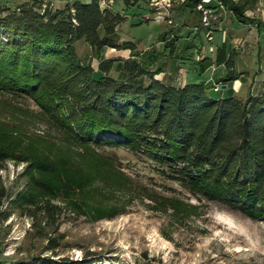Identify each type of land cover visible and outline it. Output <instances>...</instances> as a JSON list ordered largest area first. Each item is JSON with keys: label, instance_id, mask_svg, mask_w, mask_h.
I'll return each instance as SVG.
<instances>
[{"label": "rangeland", "instance_id": "obj_1", "mask_svg": "<svg viewBox=\"0 0 264 264\" xmlns=\"http://www.w3.org/2000/svg\"><path fill=\"white\" fill-rule=\"evenodd\" d=\"M26 1L32 0L0 3L15 8ZM67 1L43 2L44 7L62 8ZM109 7L125 16L117 29L121 41H135L141 50H164V32L176 39L174 53L166 50L161 60L165 74L157 77L180 82L177 54L199 59L202 48L216 45L225 46L241 67L260 60L264 65L262 48L241 53L238 39L250 33L256 44L259 33L264 42V0L246 12L249 23L240 22L227 5L218 7L212 40L201 28L197 8L182 6V0H143L129 8L118 1ZM76 47L82 61L97 70L100 59L91 46L81 40ZM129 56L130 50L106 48L102 53V58L118 59L111 71L116 78L124 77L121 59ZM189 63L193 66V60ZM237 82L229 80L228 87L246 96L244 89L235 88ZM210 88L214 95L222 91L220 83ZM0 149L9 155L0 169V186L9 195L3 210L11 213L7 219L0 215V264L38 255L89 256L102 264H264V220L191 192L147 155L126 147L76 145L51 126L31 97L0 92ZM28 160L50 165L52 171L42 176L51 191L37 192L34 204L11 205L10 199L26 188ZM44 201L55 207L53 214L41 208Z\"/></svg>", "mask_w": 264, "mask_h": 264}, {"label": "trees", "instance_id": "obj_2", "mask_svg": "<svg viewBox=\"0 0 264 264\" xmlns=\"http://www.w3.org/2000/svg\"><path fill=\"white\" fill-rule=\"evenodd\" d=\"M44 0L0 3V92L31 97L51 126L76 145L126 147L167 167L165 174L195 194L220 202L254 219L264 220V90L214 95L202 82L175 85L158 78L165 72L166 50L174 53L175 38L161 35L164 50H141L132 40H120L125 16L109 2L126 7L143 0H68L62 8L44 7ZM202 0H184L196 9ZM240 22L261 0H222ZM86 41L98 69L84 63L77 43ZM106 48L130 50L122 61L124 77L111 75L118 59L102 58ZM236 80L231 56L224 59ZM8 153L0 149V169ZM26 188L11 205L34 204L36 193H49L43 174L52 171L41 160H28ZM41 174V176H39ZM8 192L0 186V215ZM53 214L55 207H42ZM16 264H102L90 260L38 255Z\"/></svg>", "mask_w": 264, "mask_h": 264}, {"label": "crops", "instance_id": "obj_3", "mask_svg": "<svg viewBox=\"0 0 264 264\" xmlns=\"http://www.w3.org/2000/svg\"><path fill=\"white\" fill-rule=\"evenodd\" d=\"M145 15H143V17H145ZM142 21L143 20H141L140 22ZM250 32L254 34H252L253 36H255L254 29ZM242 35L244 36L242 37ZM256 35L258 36V39H256V44L255 42L253 43L250 33L241 34V36L238 37V39L240 38L239 40H241L242 46L244 48L242 49L241 53L246 54L247 52V54H252L255 51L256 46L258 47L259 52L261 48L264 52V42H261L260 40L261 35H259V33H257ZM202 51L204 55H202L199 59H193V57L177 54L179 55V72L182 74V76L180 77V82L176 81V77H171L168 81L175 85L182 86L186 85L187 83H198L202 81L206 82L211 87L213 84L220 83L222 86V91L219 93L220 96L229 95L230 93L239 94L237 93V91H235V89L229 88L227 82L223 81V79H225L228 74V68L226 67L224 62V59H227L230 56V53L229 51H227V48H225V46L216 45L214 48L211 49L202 48ZM191 60H193V66L189 65V61ZM198 60H200V62ZM233 61L235 62V72L237 71L236 73H239V78L236 79L238 81V84L235 86V88L240 90L244 89V94L246 95L250 93L249 91L254 94H258L264 90V65L261 63V60L259 64L256 63V65H253L252 62H250V64L247 65L245 63V65H242V67L239 66V62L237 60L233 59ZM214 69L215 71H213ZM161 73L165 74V72ZM253 76L255 78H253ZM182 81L184 82L182 83ZM223 85L226 86L223 87Z\"/></svg>", "mask_w": 264, "mask_h": 264}, {"label": "built area", "instance_id": "obj_4", "mask_svg": "<svg viewBox=\"0 0 264 264\" xmlns=\"http://www.w3.org/2000/svg\"><path fill=\"white\" fill-rule=\"evenodd\" d=\"M166 5L169 7L170 3H167ZM218 7H224V3L222 0H202L196 6L201 17V24H202L201 28L206 29L208 31L207 36L209 40L213 39L212 37L213 28L216 27L217 20L219 19L217 13L219 10ZM158 18L161 17L158 16ZM195 29L197 30L198 28ZM215 89H218V87H216Z\"/></svg>", "mask_w": 264, "mask_h": 264}, {"label": "water", "instance_id": "obj_5", "mask_svg": "<svg viewBox=\"0 0 264 264\" xmlns=\"http://www.w3.org/2000/svg\"><path fill=\"white\" fill-rule=\"evenodd\" d=\"M226 85H223V87H225Z\"/></svg>", "mask_w": 264, "mask_h": 264}]
</instances>
